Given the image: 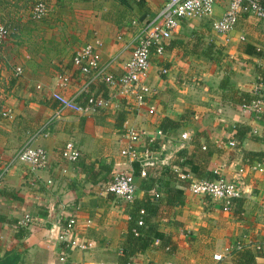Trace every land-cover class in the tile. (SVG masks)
<instances>
[{"label": "crops", "instance_id": "0c3cea01", "mask_svg": "<svg viewBox=\"0 0 264 264\" xmlns=\"http://www.w3.org/2000/svg\"><path fill=\"white\" fill-rule=\"evenodd\" d=\"M35 1L0 2V26L14 32L0 46V106L12 111L11 119L0 120V171L25 145L42 148L48 165L8 166L0 190V259L11 254L17 259L10 264H233V251L249 250L257 254L256 264H264V171L251 168L261 164L264 170V162L248 163L243 155L264 153V120L249 107L264 89V20L244 11L227 37L216 35L209 19L182 21L163 55H152L146 78L151 93L137 106L102 81L82 91L87 77L72 66V56L91 45L101 64L112 60L109 72L121 75L139 28L166 0H41L52 14L39 22L31 19ZM227 6V0H215L214 19ZM192 40L224 50L217 55L223 65L192 52ZM246 45L261 54L243 52ZM61 76L71 80L65 88ZM88 95L110 104L82 109ZM70 100L74 107L60 112ZM130 130L146 136L130 143ZM70 141L80 153L75 163L61 156ZM129 145L137 154L130 165L121 155ZM129 167L136 191L123 201L106 187L113 172ZM218 178L241 185L229 211L185 190L192 179ZM25 215L31 222L19 226ZM72 216L76 237L89 248L70 251L62 263L57 236Z\"/></svg>", "mask_w": 264, "mask_h": 264}, {"label": "built area", "instance_id": "2783aa9c", "mask_svg": "<svg viewBox=\"0 0 264 264\" xmlns=\"http://www.w3.org/2000/svg\"><path fill=\"white\" fill-rule=\"evenodd\" d=\"M137 2L143 0H136ZM228 6L223 14L214 19V4L215 0H166L155 17L139 28V33L136 37V42L131 50L130 58L123 67V73L115 76L109 72V67L112 60L107 64L102 65L100 54L91 45H85L76 49L72 56V66L82 76L87 77V81L82 88V91L88 92L89 86L96 81H102L109 89L115 91L120 97H131L137 106H142L146 98L151 93L149 85L146 83L152 55L160 57L165 51V47L171 38V35L180 27V23L188 19H209L211 21V30L220 36L227 37L238 26L239 18L244 11L249 12L253 17L264 20V5L262 0H227ZM49 12L48 6L42 2H36L31 9V19L35 22L43 20ZM133 25L136 22H132ZM13 34L7 26H0V46L4 41ZM22 68H15V75L20 76ZM162 75L167 74V70H161ZM71 83L68 76L59 78V86L67 87ZM87 104L82 109H99L109 106V101L88 95L86 98ZM74 101L70 100L63 103L60 112L66 108L74 107ZM249 107L254 112L258 119L264 120V89H258L254 93V98L250 101ZM150 113L154 112V107H149ZM12 111L8 107L0 106V120L11 119ZM161 134V132H158ZM130 143H136L141 137H145L144 132L130 130L128 133ZM182 140H186V135H182ZM148 142H153V138H149ZM234 146L233 142L229 143ZM129 165L135 161L137 154L132 146H128L121 151ZM61 156L70 163H75L79 159L80 153L73 142L64 144ZM20 162L28 165L32 170L45 169L48 165L46 152L42 148H33L30 145H25L19 149L12 157L10 163L0 171V190L3 187L4 177L8 171V166L13 163ZM142 170L140 175H146L145 167L147 160L140 161ZM252 169L258 172H263L261 164L252 165ZM243 170H239L242 174ZM181 179L189 180V175L178 174ZM106 190L113 196L123 200L131 201L135 195L136 187L134 184V175L131 168L121 169L113 172L112 178L108 183ZM185 190L196 196L209 197L211 200L220 204L224 211H229L233 206L234 199L241 196L240 183L227 181L222 178L212 180H190ZM143 214V212H141ZM76 216H72L62 227L57 236L60 248L59 261L67 262L68 253L75 249L86 250L88 244H83L76 237L74 230L76 226ZM31 222L29 215H25L19 226H26ZM143 221H138V226H142ZM134 235L138 232L134 230ZM239 248V247H238ZM213 261L221 262V255H213ZM71 264H74L70 262ZM172 264V263H169Z\"/></svg>", "mask_w": 264, "mask_h": 264}, {"label": "trees", "instance_id": "16d2710c", "mask_svg": "<svg viewBox=\"0 0 264 264\" xmlns=\"http://www.w3.org/2000/svg\"><path fill=\"white\" fill-rule=\"evenodd\" d=\"M1 1L2 0H0V2ZM38 1H41V0H38ZM38 1H36V2H38ZM134 1L137 2L136 0H134ZM140 2H137V3H140ZM9 28H11V27H9ZM172 36H173V34L171 35V38H172ZM171 38H170V40H171ZM188 44L191 47L192 52H198V51H200L202 54H204L211 61L216 62V63H221V62H219V57H218V56H220L219 55L220 52L217 51V50L216 51H213L212 50V47L209 46L208 44L204 43L202 40H199V41L192 40V41H189ZM243 52L248 53V54H254V55H260L261 54L260 52H257L253 47L248 46V45H246L244 47ZM253 98L254 97H252V99ZM246 102H248V101H246ZM243 155H244V159L248 163H252L254 161L255 162L256 161L257 162L258 161L264 162V153H253V152L243 151ZM131 231H132V229H131ZM131 234H133V233L131 232ZM232 256H233L232 257V263L233 264H256V256H257V254L252 253L249 250H236V251H233L232 252ZM15 257L16 256H13L12 257L11 254H8L5 257H3L2 259H0V264H10V263H13V261L15 259H17Z\"/></svg>", "mask_w": 264, "mask_h": 264}, {"label": "rangeland", "instance_id": "374dc122", "mask_svg": "<svg viewBox=\"0 0 264 264\" xmlns=\"http://www.w3.org/2000/svg\"><path fill=\"white\" fill-rule=\"evenodd\" d=\"M35 2H36V1H35ZM35 2H34V3H35ZM48 8H49V7H48ZM30 11H31V10H30ZM50 12H51V11L49 10L48 14H52V12H51V13H50ZM29 13H30V12H29ZM48 14H47V16H48ZM47 16H46V17H47ZM46 17H45V18H46ZM49 17H50V15L48 16V18H49ZM31 25H33V24L31 23ZM10 29L12 30V28H10ZM13 33H14V32H13ZM12 35H13V34H12ZM218 51L221 52L220 55H222L224 50H222L221 48H218ZM221 64H222V62H221ZM222 65H223V64H222Z\"/></svg>", "mask_w": 264, "mask_h": 264}]
</instances>
